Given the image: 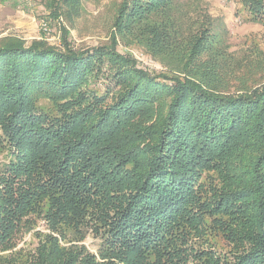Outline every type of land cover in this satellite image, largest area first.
<instances>
[{
  "label": "trees",
  "instance_id": "trees-1",
  "mask_svg": "<svg viewBox=\"0 0 264 264\" xmlns=\"http://www.w3.org/2000/svg\"><path fill=\"white\" fill-rule=\"evenodd\" d=\"M112 26L89 48L0 42V264H264V83L201 0H121ZM38 219L53 233L15 248Z\"/></svg>",
  "mask_w": 264,
  "mask_h": 264
},
{
  "label": "rangeland",
  "instance_id": "rangeland-1",
  "mask_svg": "<svg viewBox=\"0 0 264 264\" xmlns=\"http://www.w3.org/2000/svg\"><path fill=\"white\" fill-rule=\"evenodd\" d=\"M121 0H81L78 10L69 15L49 16L42 0H0V42L4 37L23 39L27 44L31 40H43L49 45L62 47L70 42L74 48L82 49L96 45L109 44L113 31V19ZM201 5L215 17L222 19L228 30L227 38L231 50L242 58L239 65L250 66L255 79L264 83V24L249 19V15L239 0H201ZM12 35V36H10ZM117 49L121 53L131 54L140 67L150 71H164L157 60L134 47L118 40ZM234 63L232 64L233 67ZM235 67H237L235 65ZM261 83V84H262ZM9 157L8 150H0V163ZM46 220L38 219L34 225L19 234L15 248L33 246L35 235L40 237L53 233ZM216 252L225 249V243L211 235ZM84 244L97 254L99 240L86 233ZM191 245L200 248L205 245L199 239H192ZM3 251L0 253H5ZM187 264H197L191 260Z\"/></svg>",
  "mask_w": 264,
  "mask_h": 264
}]
</instances>
